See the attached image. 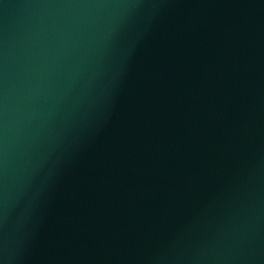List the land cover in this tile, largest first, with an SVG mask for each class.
<instances>
[{"label": "water", "instance_id": "95a60500", "mask_svg": "<svg viewBox=\"0 0 264 264\" xmlns=\"http://www.w3.org/2000/svg\"><path fill=\"white\" fill-rule=\"evenodd\" d=\"M0 264H264V0H0Z\"/></svg>", "mask_w": 264, "mask_h": 264}]
</instances>
